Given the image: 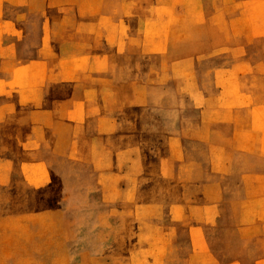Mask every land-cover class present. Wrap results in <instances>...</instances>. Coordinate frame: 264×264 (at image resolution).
Instances as JSON below:
<instances>
[{
	"label": "crops",
	"instance_id": "0c3cea01",
	"mask_svg": "<svg viewBox=\"0 0 264 264\" xmlns=\"http://www.w3.org/2000/svg\"><path fill=\"white\" fill-rule=\"evenodd\" d=\"M262 3L251 6L258 17ZM233 6L234 0H0V200L21 201L16 208L26 211L28 199L42 202L64 189L65 209L40 203L29 210L61 215L59 211L73 208L76 196L63 184L71 182L65 178L72 177L67 167L86 166L95 173L102 201H135L137 185L148 181L140 176L142 143L127 141L134 133L122 130V114L153 103L164 108V95L154 97L153 91L166 87L168 72L195 73L203 61L217 56L230 58L208 72H242L245 65L237 60L245 49L233 44ZM218 24L224 25L220 35ZM259 37L258 32L244 33L248 40ZM170 55L178 58L169 63ZM154 57L160 59L155 65ZM209 101L215 127L202 122L178 128L172 141L176 154L161 158L162 171L175 174L182 185L168 203L169 211H160L164 204L152 200L131 209L138 208L142 223L137 237L141 250L140 258L128 264H264V255L248 262L217 256L207 231L232 200L227 181L240 167L250 170L240 171L229 189L238 194L233 197L238 237L244 239L250 224L264 215L260 124L255 123L260 107L243 112L242 99L214 96ZM230 120L238 121L234 129L217 127ZM199 147L208 153L205 160L189 153ZM233 154L259 160L243 165ZM63 167L62 176L58 169ZM85 192L82 196H89ZM72 234L68 226L49 239L63 246ZM185 249L187 254L180 256Z\"/></svg>",
	"mask_w": 264,
	"mask_h": 264
},
{
	"label": "rangeland",
	"instance_id": "374dc122",
	"mask_svg": "<svg viewBox=\"0 0 264 264\" xmlns=\"http://www.w3.org/2000/svg\"><path fill=\"white\" fill-rule=\"evenodd\" d=\"M236 1L250 6L243 8L242 3L237 5ZM254 1L257 0H234L230 14L233 19V44L245 49L242 59L237 60L245 65L242 72L228 75L208 72V67L225 63L227 58H230L224 56L203 61L200 64V71L195 73L168 72L166 87L153 91L154 97L160 96L161 93L164 95V108L161 109L153 103L148 107L128 108L122 114V130L134 133L127 141L142 143L140 154L145 166L140 176L147 177L148 181L137 185L139 187L135 201L104 202L100 199V188L93 183L95 173L89 167H67V174L72 177L65 178L71 182L62 183L72 187V190L76 191V196L72 201L73 208L59 211L61 215H52L49 212L34 215L38 211L29 210L40 203L45 207L65 209L68 204L62 197L64 194L68 195V192L64 189L58 190L57 193L51 190L52 193H49L42 202L36 198L28 199L26 211L17 210L15 203H22L21 201L11 200L12 198L0 200V264H128L130 259L132 261L139 259L137 252L141 248L138 247L137 237L142 223H139L136 216L138 208L136 211L131 209L134 210L138 203L152 200L164 204L160 211H169L168 203L176 198L182 185L178 184L175 174L168 176L167 170L165 173L162 171L161 158L170 155L176 148L172 143L178 128H196L202 122L207 127L212 125L210 97L242 99L245 103L243 112L260 107V121H255L256 124H260V161L254 156L245 158L233 154L232 157L234 161L239 159V163L243 165L258 161L260 189L264 191V3L260 7L258 17L256 6L251 7ZM216 28L217 35L223 33L224 25L218 24ZM257 32L260 33L259 38L249 40L244 38V33L254 35ZM176 58L178 57L170 55L169 63ZM159 61V58L154 57V65ZM258 68L260 70H257ZM216 74L217 79H214ZM183 77L187 82L181 81ZM193 78L195 79L191 82ZM221 102L224 105V101H220L219 106ZM245 122L244 117L239 120L241 125ZM234 124H238V121L222 122L217 127L231 130L234 129ZM249 124L253 125V121L249 120ZM212 127H215V124ZM189 153L201 160H205L208 154L204 147ZM172 154L175 155L176 152ZM240 168L227 181L226 193L232 200L226 203L224 215L218 219L217 224L207 231L212 250L217 256L223 259L239 256L248 262L258 255H264V215H260L257 222L250 224L252 227L244 239L238 237L235 226L239 215L238 211H233V207H237V201L233 197H238V194L232 193L229 189L239 178L240 171L250 170L247 167ZM64 170L65 167L58 169L60 175L64 174ZM175 170L173 168V171ZM85 180L89 183L82 182ZM86 190L89 196L88 194L82 196ZM231 203L234 205L231 206ZM256 204L257 202L249 205V211H253ZM260 208L264 212V202L260 204ZM252 217L251 215L249 218ZM68 226L73 233L71 240L63 239V246L50 241L52 233L58 235L61 229L66 230ZM181 230L180 241L184 243L187 241L185 227H181ZM187 252V249L182 250L180 256H185Z\"/></svg>",
	"mask_w": 264,
	"mask_h": 264
}]
</instances>
